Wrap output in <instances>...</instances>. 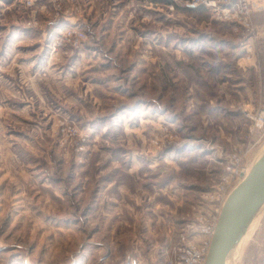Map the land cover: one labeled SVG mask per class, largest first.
<instances>
[{
  "label": "rangeland",
  "instance_id": "obj_1",
  "mask_svg": "<svg viewBox=\"0 0 264 264\" xmlns=\"http://www.w3.org/2000/svg\"><path fill=\"white\" fill-rule=\"evenodd\" d=\"M250 10L247 29L178 0H0V264H155L212 214L234 156L264 152ZM226 264H264V208Z\"/></svg>",
  "mask_w": 264,
  "mask_h": 264
},
{
  "label": "built area",
  "instance_id": "obj_2",
  "mask_svg": "<svg viewBox=\"0 0 264 264\" xmlns=\"http://www.w3.org/2000/svg\"><path fill=\"white\" fill-rule=\"evenodd\" d=\"M189 8L205 7L216 13L220 19L237 22L244 28L251 27L250 0H178ZM31 4V2H29ZM74 44L85 38L82 31L68 33ZM260 129H264V110L251 117ZM77 132L74 129L73 133ZM245 158L234 156L232 165L228 167L229 175L225 176L210 199L213 203L212 214L201 217L197 222L185 225L177 242L163 252L162 260L155 264H205L212 242L214 230L230 192L247 175Z\"/></svg>",
  "mask_w": 264,
  "mask_h": 264
},
{
  "label": "water",
  "instance_id": "obj_3",
  "mask_svg": "<svg viewBox=\"0 0 264 264\" xmlns=\"http://www.w3.org/2000/svg\"><path fill=\"white\" fill-rule=\"evenodd\" d=\"M264 208V152L222 206L205 264H226Z\"/></svg>",
  "mask_w": 264,
  "mask_h": 264
},
{
  "label": "crops",
  "instance_id": "obj_4",
  "mask_svg": "<svg viewBox=\"0 0 264 264\" xmlns=\"http://www.w3.org/2000/svg\"><path fill=\"white\" fill-rule=\"evenodd\" d=\"M89 4H91V2H89ZM24 80H25V82L28 81V80H31V77L30 76H27V77L25 76ZM22 110H26V107H23Z\"/></svg>",
  "mask_w": 264,
  "mask_h": 264
},
{
  "label": "bare ground",
  "instance_id": "obj_5",
  "mask_svg": "<svg viewBox=\"0 0 264 264\" xmlns=\"http://www.w3.org/2000/svg\"><path fill=\"white\" fill-rule=\"evenodd\" d=\"M249 171H250V168L248 169V173H249ZM248 173H247V174H248ZM227 259H228V258H227ZM226 263H227V262H226Z\"/></svg>",
  "mask_w": 264,
  "mask_h": 264
}]
</instances>
